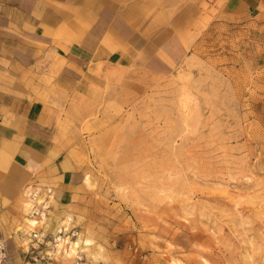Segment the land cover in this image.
<instances>
[{
    "label": "rangeland",
    "instance_id": "rangeland-1",
    "mask_svg": "<svg viewBox=\"0 0 264 264\" xmlns=\"http://www.w3.org/2000/svg\"><path fill=\"white\" fill-rule=\"evenodd\" d=\"M117 1L145 47L160 44L164 67L152 74L151 58L93 99L58 105L84 180L71 205L51 197L42 227L61 237L42 247L43 264H264V13L229 19L228 0ZM10 162L0 149V173ZM31 186L13 201L0 194L14 264L41 226Z\"/></svg>",
    "mask_w": 264,
    "mask_h": 264
},
{
    "label": "crops",
    "instance_id": "crops-1",
    "mask_svg": "<svg viewBox=\"0 0 264 264\" xmlns=\"http://www.w3.org/2000/svg\"><path fill=\"white\" fill-rule=\"evenodd\" d=\"M226 5L233 20L264 13V0ZM143 37L117 0H0V149L11 157L2 197L13 201L32 184L50 189L58 206L72 204L84 176L60 132L58 105L91 100L116 73L156 63L160 44L150 51Z\"/></svg>",
    "mask_w": 264,
    "mask_h": 264
},
{
    "label": "built area",
    "instance_id": "built-area-1",
    "mask_svg": "<svg viewBox=\"0 0 264 264\" xmlns=\"http://www.w3.org/2000/svg\"><path fill=\"white\" fill-rule=\"evenodd\" d=\"M51 190H42L38 188L37 185L31 186L29 190V210L28 215L31 219H34L37 223H41L38 229L32 230L28 234L29 246L25 251L27 260L21 264H43L50 255L48 251L44 250L42 247H50L51 245L56 246L61 236L48 235L43 231L44 220L49 216V211L51 208ZM59 231L58 233H60ZM58 235V234H57ZM26 236V235H25ZM22 236V239H25ZM82 260V256H77L74 264H79ZM0 264H14L8 253L6 240L0 236Z\"/></svg>",
    "mask_w": 264,
    "mask_h": 264
},
{
    "label": "bare ground",
    "instance_id": "bare-ground-1",
    "mask_svg": "<svg viewBox=\"0 0 264 264\" xmlns=\"http://www.w3.org/2000/svg\"><path fill=\"white\" fill-rule=\"evenodd\" d=\"M32 220V219H31Z\"/></svg>",
    "mask_w": 264,
    "mask_h": 264
}]
</instances>
